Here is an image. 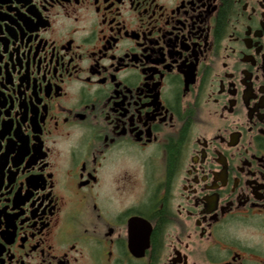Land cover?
<instances>
[{
  "label": "flooded vegetation",
  "instance_id": "obj_1",
  "mask_svg": "<svg viewBox=\"0 0 264 264\" xmlns=\"http://www.w3.org/2000/svg\"><path fill=\"white\" fill-rule=\"evenodd\" d=\"M0 264H264V0H0Z\"/></svg>",
  "mask_w": 264,
  "mask_h": 264
}]
</instances>
